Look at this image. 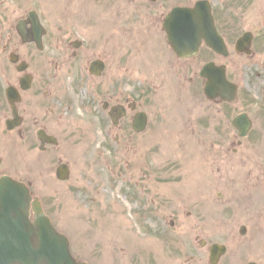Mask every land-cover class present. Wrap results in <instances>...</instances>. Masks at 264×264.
<instances>
[{
	"label": "flooded vegetation",
	"instance_id": "flooded-vegetation-1",
	"mask_svg": "<svg viewBox=\"0 0 264 264\" xmlns=\"http://www.w3.org/2000/svg\"><path fill=\"white\" fill-rule=\"evenodd\" d=\"M198 1L0 0L7 2L0 11V177L28 184L38 197L30 171L12 175L6 160L20 153L42 157L66 138L76 141L66 126L80 122L66 109L73 108L77 90L83 89L95 109L88 118L98 119L108 142L194 141V149L172 166H184L185 175L169 197L170 250L177 264H263L264 151L259 143L264 142V91L260 102L251 96L239 102L241 95L234 102L205 97L200 72L223 56L204 42L193 56L180 55L185 50L173 45L176 40L185 46V32L177 28L185 23L171 15ZM206 1L229 44L237 36L223 22L219 0ZM192 90L196 101L184 103ZM168 93L179 95V101L153 106ZM244 112L252 128L241 137L233 120ZM140 113L146 125L138 132ZM91 122L87 140L98 136ZM40 134L58 144L44 145Z\"/></svg>",
	"mask_w": 264,
	"mask_h": 264
},
{
	"label": "rangeland",
	"instance_id": "rangeland-1",
	"mask_svg": "<svg viewBox=\"0 0 264 264\" xmlns=\"http://www.w3.org/2000/svg\"><path fill=\"white\" fill-rule=\"evenodd\" d=\"M6 5L7 2L1 3L0 11ZM216 7L223 22L234 29V35L248 30L256 35L251 57L235 54L233 49L234 57L222 63L227 64L230 79L242 87L239 102H247L249 95L260 102L263 96L258 87L261 92L264 87V0H219ZM76 95L77 103L66 109V112L72 109L70 113L80 122L79 126H66L74 131L76 141L66 138L53 148L55 151L41 154L46 156V164L38 156L37 170L31 168L32 161L28 169L25 161L19 164V169L30 171L29 177L33 178L47 214L69 237L76 257L89 264H177L170 250L169 197L170 189L182 186L185 175L180 170L184 166L178 169L172 166L184 160L185 151L194 149V141L108 142L102 137L98 119L88 118L94 107L91 102L93 108L89 106L87 91L78 89ZM186 95L184 103L197 99L193 90ZM165 96L153 106H159L160 101H179V95L169 94L167 99ZM99 111L101 108L96 113ZM89 122L93 123V133L98 135L93 142L86 136ZM259 148L264 151L263 141ZM172 151L177 152L171 154ZM27 158L26 154L22 160ZM59 160L68 163L72 170L66 182L58 181L55 176ZM135 176L139 178L134 179ZM130 180L135 182V187L141 183L138 189L141 197H136L138 191L130 185Z\"/></svg>",
	"mask_w": 264,
	"mask_h": 264
},
{
	"label": "water",
	"instance_id": "water-1",
	"mask_svg": "<svg viewBox=\"0 0 264 264\" xmlns=\"http://www.w3.org/2000/svg\"><path fill=\"white\" fill-rule=\"evenodd\" d=\"M187 17V22L192 23L188 45L192 49L190 54L198 49L202 39L222 54H228L222 37L216 31L211 12L204 3L191 9ZM252 38L251 33L241 37L237 50L249 54ZM202 76L207 79L205 92L210 98L222 95L228 100L235 99L236 85L228 81L225 66L207 64ZM240 120L243 126H249L246 117ZM58 176L61 179L68 177L66 165L59 168ZM31 201L29 190L23 184L11 179L0 182V264H86L73 258L68 239L55 230L38 201L33 203L37 220L34 223L29 220Z\"/></svg>",
	"mask_w": 264,
	"mask_h": 264
}]
</instances>
